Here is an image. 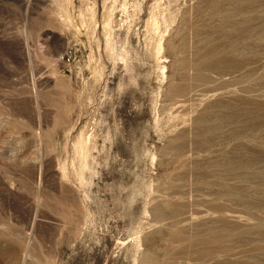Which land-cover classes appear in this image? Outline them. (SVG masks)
Here are the masks:
<instances>
[{"label": "rangeland", "instance_id": "1", "mask_svg": "<svg viewBox=\"0 0 264 264\" xmlns=\"http://www.w3.org/2000/svg\"><path fill=\"white\" fill-rule=\"evenodd\" d=\"M174 5L0 0V264H264V0Z\"/></svg>", "mask_w": 264, "mask_h": 264}, {"label": "bare ground", "instance_id": "2", "mask_svg": "<svg viewBox=\"0 0 264 264\" xmlns=\"http://www.w3.org/2000/svg\"><path fill=\"white\" fill-rule=\"evenodd\" d=\"M174 2H175V0H168V5L169 6H167V8H169V11L173 10L172 8H174L173 6H175L174 5ZM155 18L156 17H154V15L151 18V20H152L151 23L154 26H156L155 23H157L156 20H155ZM161 39H162V37H161ZM161 42H162V40H161ZM87 141L88 140H86L84 137L80 136L77 139V142L75 143L76 144L75 145V150L77 152V157L79 158L78 160L80 161V164H81V172L79 171L80 174L78 173L81 176V178H82V171L87 167V163H88L87 160H88V154L89 153H88V144H87Z\"/></svg>", "mask_w": 264, "mask_h": 264}]
</instances>
